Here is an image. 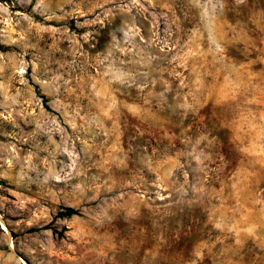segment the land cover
Listing matches in <instances>:
<instances>
[{
    "label": "rangeland",
    "instance_id": "rangeland-1",
    "mask_svg": "<svg viewBox=\"0 0 264 264\" xmlns=\"http://www.w3.org/2000/svg\"><path fill=\"white\" fill-rule=\"evenodd\" d=\"M0 264H264V0H0Z\"/></svg>",
    "mask_w": 264,
    "mask_h": 264
},
{
    "label": "trees",
    "instance_id": "trees-1",
    "mask_svg": "<svg viewBox=\"0 0 264 264\" xmlns=\"http://www.w3.org/2000/svg\"><path fill=\"white\" fill-rule=\"evenodd\" d=\"M77 212H78L77 209H75V208H73L71 206H67V207L64 208L63 211L59 212V215L60 216H72V215L76 214ZM39 229L40 228H38V227H31V228L28 229V231L29 232H33V231H37Z\"/></svg>",
    "mask_w": 264,
    "mask_h": 264
},
{
    "label": "bare ground",
    "instance_id": "bare-ground-1",
    "mask_svg": "<svg viewBox=\"0 0 264 264\" xmlns=\"http://www.w3.org/2000/svg\"><path fill=\"white\" fill-rule=\"evenodd\" d=\"M12 246V245H11Z\"/></svg>",
    "mask_w": 264,
    "mask_h": 264
}]
</instances>
